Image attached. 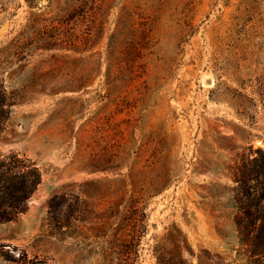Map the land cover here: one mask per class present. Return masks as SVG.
<instances>
[{
	"label": "rangeland",
	"instance_id": "374dc122",
	"mask_svg": "<svg viewBox=\"0 0 264 264\" xmlns=\"http://www.w3.org/2000/svg\"><path fill=\"white\" fill-rule=\"evenodd\" d=\"M0 81V158L41 174L0 264H156L169 235L248 264L233 171L264 152V0H0Z\"/></svg>",
	"mask_w": 264,
	"mask_h": 264
},
{
	"label": "trees",
	"instance_id": "16d2710c",
	"mask_svg": "<svg viewBox=\"0 0 264 264\" xmlns=\"http://www.w3.org/2000/svg\"><path fill=\"white\" fill-rule=\"evenodd\" d=\"M0 81V130L9 117L12 101ZM251 158H240L234 166L236 182L233 222L240 244L246 245L248 264H264V152L257 148ZM41 181V174L34 163L16 153L5 154L0 158V223L15 220L28 208V200ZM54 197L50 201L53 210ZM128 231L120 240L118 253L136 254L135 245L139 231L135 220L129 219ZM126 230V229H125ZM174 247L167 248L157 244L154 248L156 264H191L184 257V250L191 251L185 237L170 236ZM198 264H202L200 258Z\"/></svg>",
	"mask_w": 264,
	"mask_h": 264
}]
</instances>
